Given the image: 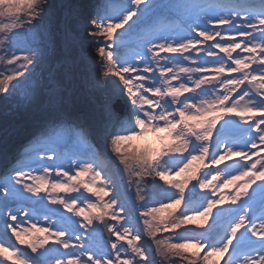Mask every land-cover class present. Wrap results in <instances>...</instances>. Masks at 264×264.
<instances>
[{
  "label": "snow or ice",
  "instance_id": "6c2138e0",
  "mask_svg": "<svg viewBox=\"0 0 264 264\" xmlns=\"http://www.w3.org/2000/svg\"><path fill=\"white\" fill-rule=\"evenodd\" d=\"M51 10L0 0V105L48 113L0 168V264H264V0Z\"/></svg>",
  "mask_w": 264,
  "mask_h": 264
},
{
  "label": "trees",
  "instance_id": "16d2710c",
  "mask_svg": "<svg viewBox=\"0 0 264 264\" xmlns=\"http://www.w3.org/2000/svg\"><path fill=\"white\" fill-rule=\"evenodd\" d=\"M52 4V10L50 14L51 24L60 30H63L66 23L70 22L72 14L79 10L84 11L86 7L92 3V0H50ZM83 56V53H80ZM79 60H77V64ZM71 65V64H70ZM59 67V65H57ZM48 66L44 65L37 69V73L47 72ZM67 71V69H66ZM80 69L73 68L76 80H79ZM91 71V68H89ZM74 111H84L87 109L86 104L81 102L79 96H77V101L75 104L70 105ZM5 110L2 105H0V159L4 153H9L14 147H17L16 141L29 129L33 127H38L44 116H47V112H39L34 116L18 115V114H8L5 115ZM5 130L7 134L5 135Z\"/></svg>",
  "mask_w": 264,
  "mask_h": 264
},
{
  "label": "rangeland",
  "instance_id": "374dc122",
  "mask_svg": "<svg viewBox=\"0 0 264 264\" xmlns=\"http://www.w3.org/2000/svg\"><path fill=\"white\" fill-rule=\"evenodd\" d=\"M69 64H71V61H69ZM36 128L37 127H33L31 130H29L27 133L28 134H30V136L32 135V133L36 130ZM23 138H19L16 142V145H17V147H14L13 149H12V151H15L13 154H15L16 153V151L20 148V146L21 145H23L28 139H23ZM21 140H22V144H21ZM12 154V155H13ZM5 155L6 154H4L3 156H4V160H5ZM2 159V158H1ZM3 160V161H4ZM2 164H3V162H2ZM0 167H1V164H0ZM2 167H3V165H2ZM136 215H139V213L138 212H136ZM199 222V221H198Z\"/></svg>",
  "mask_w": 264,
  "mask_h": 264
},
{
  "label": "water",
  "instance_id": "95a60500",
  "mask_svg": "<svg viewBox=\"0 0 264 264\" xmlns=\"http://www.w3.org/2000/svg\"><path fill=\"white\" fill-rule=\"evenodd\" d=\"M105 235H107V234H105Z\"/></svg>",
  "mask_w": 264,
  "mask_h": 264
}]
</instances>
